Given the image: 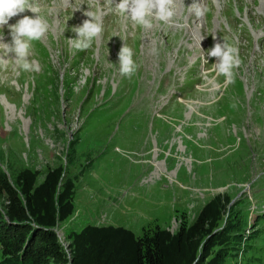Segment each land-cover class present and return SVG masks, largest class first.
I'll list each match as a JSON object with an SVG mask.
<instances>
[{
	"label": "rangeland",
	"instance_id": "1",
	"mask_svg": "<svg viewBox=\"0 0 264 264\" xmlns=\"http://www.w3.org/2000/svg\"><path fill=\"white\" fill-rule=\"evenodd\" d=\"M36 3L48 24L29 57L40 71H22L11 60L0 65V171L12 179L27 168L40 182L60 165L72 180L73 211L52 229L61 250L68 255V234L87 224L122 226L135 236L154 227L174 233L226 192L220 227L228 221L246 239L228 244L221 264H264V44L259 54L232 45L238 39L232 35L247 30L233 20L235 5L245 6L244 25L264 35L258 10L264 0L226 2L232 28L216 41L237 49L231 82L203 61L181 27L186 1L176 4L172 23L153 20L144 28L99 0L103 32L87 50L68 40L86 19L88 1ZM25 15L34 16H19ZM201 30L202 40L212 41ZM124 44L137 65L131 77L119 72ZM185 81L190 91L180 88ZM5 207L1 198L2 226Z\"/></svg>",
	"mask_w": 264,
	"mask_h": 264
},
{
	"label": "trees",
	"instance_id": "2",
	"mask_svg": "<svg viewBox=\"0 0 264 264\" xmlns=\"http://www.w3.org/2000/svg\"><path fill=\"white\" fill-rule=\"evenodd\" d=\"M37 175L24 168L11 179L0 171L8 223L0 225V264H221L227 245L243 238L228 221L220 227L229 203L224 192L210 197L190 224L181 220L174 233L154 227L135 236L122 226L87 224L68 234L66 255L52 229L73 211L72 180L62 177L60 165L47 169L40 182ZM19 241L24 247L16 248Z\"/></svg>",
	"mask_w": 264,
	"mask_h": 264
},
{
	"label": "clouds",
	"instance_id": "3",
	"mask_svg": "<svg viewBox=\"0 0 264 264\" xmlns=\"http://www.w3.org/2000/svg\"><path fill=\"white\" fill-rule=\"evenodd\" d=\"M105 2L110 11L125 16L135 25L144 28H151L153 20L167 23L176 15V0H119L114 7L112 6L113 0H105ZM86 5L88 10L82 13L86 19L80 26L72 29L76 38L68 40L75 50L89 49L103 32V12L99 10L101 8L99 0H88ZM79 6L74 11H79ZM189 8H194L197 15L201 14L197 0H193ZM26 11L34 16H22L16 23L9 25L11 42H0V52H2L0 65L11 60L22 71L38 72L40 71L39 62L34 59L30 60L29 57L32 55L34 42L40 41L48 31V24L39 15L40 8L36 0H0V26L8 25L11 18ZM2 40L3 36L0 35V41ZM10 53L13 54V58L7 59ZM201 53L204 54L202 59L205 63H208V59L215 58L216 63L212 65L213 69L225 76L227 82H231L233 69L240 63L235 47L222 41L214 43L210 49L201 51ZM132 57L133 50L124 44L117 57L119 72L122 76L131 77L135 73L137 65Z\"/></svg>",
	"mask_w": 264,
	"mask_h": 264
},
{
	"label": "bare ground",
	"instance_id": "4",
	"mask_svg": "<svg viewBox=\"0 0 264 264\" xmlns=\"http://www.w3.org/2000/svg\"><path fill=\"white\" fill-rule=\"evenodd\" d=\"M167 23H172V22H167ZM196 26H197V28H195V27H188V28H187V27L184 26L185 30L187 31L188 36H189L194 42L199 41V37L197 36V35H199V33H200V31L198 30L199 25L196 24ZM202 42H203V41H202ZM198 43H199V42H198ZM214 43H217V41L215 40ZM199 49H201V48H199ZM201 50H202V49H201Z\"/></svg>",
	"mask_w": 264,
	"mask_h": 264
}]
</instances>
